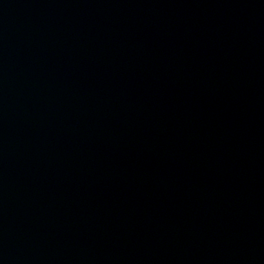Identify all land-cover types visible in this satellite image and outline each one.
Wrapping results in <instances>:
<instances>
[{
  "label": "water",
  "instance_id": "obj_1",
  "mask_svg": "<svg viewBox=\"0 0 264 264\" xmlns=\"http://www.w3.org/2000/svg\"><path fill=\"white\" fill-rule=\"evenodd\" d=\"M0 264H264V0H0Z\"/></svg>",
  "mask_w": 264,
  "mask_h": 264
}]
</instances>
